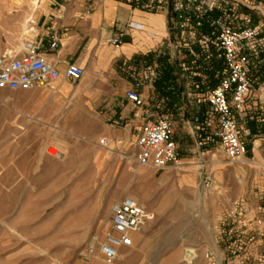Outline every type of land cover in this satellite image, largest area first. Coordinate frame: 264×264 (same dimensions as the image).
I'll return each mask as SVG.
<instances>
[{"label":"rangeland","instance_id":"obj_1","mask_svg":"<svg viewBox=\"0 0 264 264\" xmlns=\"http://www.w3.org/2000/svg\"><path fill=\"white\" fill-rule=\"evenodd\" d=\"M41 10L33 9L32 0H0V54L34 42ZM65 81L73 90L55 101L49 94L64 83L48 90L0 91V264H87L95 258L107 264L94 238L104 239L112 228L114 204L131 195L154 214L140 230L154 233V248L164 252L154 256V264L170 257L167 264H187L183 252L188 245L200 248L199 260L205 264H234L241 256L233 252L240 237L235 233L226 240L222 233L234 220L252 233L244 245L246 262L264 264L263 189L252 163L229 161L215 143L202 145L206 168L200 170L198 145L187 140L195 150L189 152L193 168L213 171L212 187H177L162 181L160 172L154 179L155 171L97 170L93 156L111 153L109 147L126 156L131 168L136 137L117 144L107 136V128L122 132L123 126L104 117L106 81L97 82L88 72L78 82ZM185 129L180 124L175 132L186 134ZM104 137L109 139L106 148L100 144ZM241 203L246 210L238 219L233 213Z\"/></svg>","mask_w":264,"mask_h":264},{"label":"built area","instance_id":"obj_2","mask_svg":"<svg viewBox=\"0 0 264 264\" xmlns=\"http://www.w3.org/2000/svg\"><path fill=\"white\" fill-rule=\"evenodd\" d=\"M119 1L150 12L164 11L168 16L167 36L151 52L153 69L147 78L154 88L163 79L168 65L175 66L174 78L166 81L161 91L164 101L175 100L173 108L154 113V120L148 119L142 125L135 141V163L158 171L170 166L180 168L175 111L191 107V117L187 119L182 114L183 123L191 129V135L199 145L217 143L229 161L252 163L251 167L262 175L264 161L257 158L259 147L255 140L264 138V0ZM127 26L142 28V24L135 21L128 22ZM124 34V31L120 32L109 39L108 44L120 46ZM150 36L156 38L157 35L151 32ZM60 44V38L54 34L47 47L42 42H31L23 50L1 53L0 91L48 89L62 76L74 83L80 81L86 73L85 67L67 62L61 70L58 61L48 59L44 50L57 52ZM125 94L136 106L144 104L137 90L128 89ZM108 143L107 137L100 139L102 146H108ZM202 153L200 170L206 168ZM262 180L264 187V176ZM213 184V171H205L203 186L210 188ZM259 204L264 208V188ZM241 205V209L233 213L238 219L246 210L243 203ZM153 218L154 214L131 196L117 201L112 210L111 230L102 241L99 237L94 238L105 262L115 263L120 249L133 244L132 233ZM235 222L237 220L230 222L233 226L229 229V224L226 225L222 233L226 240L237 233L241 243L233 252L241 256L234 258V264H248V247L244 245L251 241L252 233ZM93 252L94 245L89 255ZM206 257H210L209 252Z\"/></svg>","mask_w":264,"mask_h":264},{"label":"crops","instance_id":"obj_3","mask_svg":"<svg viewBox=\"0 0 264 264\" xmlns=\"http://www.w3.org/2000/svg\"><path fill=\"white\" fill-rule=\"evenodd\" d=\"M40 9L42 10L35 23L39 33L34 42H42L43 46L47 47L54 34L61 41L57 52L51 53L47 52V49L44 50L48 59L58 61L61 70L65 68L67 62H75L85 67L86 73H93L97 82H107L105 90L101 91L102 101L105 104L102 106L105 110L104 117L112 118L123 126L122 132L113 128L106 129L107 136L111 137L115 143L133 142L134 136L137 139L145 121L154 120V113L160 114L172 110L175 100L164 101L161 91L166 81L174 78L175 66L168 65L163 79L156 84L155 88L147 78L148 73L153 69L151 52L167 36L168 16L164 11L150 12L119 0H49ZM130 21L141 23L142 28H128L127 24ZM123 31L125 34L122 36L123 43L120 46L108 44L109 39ZM151 32L156 33V38L150 36ZM65 80L61 77L54 83L55 87L66 82ZM95 86V84L92 85L91 91L97 94L100 90ZM128 89H135L141 94L144 100L142 106H136L127 99L125 93ZM191 109V107H184L183 111H175V130L177 126L183 124L186 128L184 132L187 134L175 132V139L181 153L180 168L170 166L158 171L150 166H139L134 160V165L129 168L125 161L126 156L120 152H113V148L111 153L93 156V165L101 171H140V174L155 171L154 179L160 172L162 181L173 183L177 187L184 186L191 189L197 183L203 185L205 171L200 172L193 168L192 165L195 162L192 161L189 152H195V150L191 149L187 142L194 140L198 145L199 154L202 146L191 135V129L183 123L182 117V114H185L187 119L191 117L193 112ZM255 145L259 147L257 158L264 161V138H257ZM150 176L153 174L150 173ZM259 176L261 177L258 180L263 189V177ZM140 230L132 233L133 244L130 247L120 249L118 264H154V256H164L161 249L154 248V233L140 232ZM189 248L197 250L193 260L185 258ZM183 253V260L187 264H205L203 259L199 260L201 254L199 247L185 246ZM171 255H178V253ZM171 260V257L165 258L161 264L170 263ZM87 264L103 263L99 258H95Z\"/></svg>","mask_w":264,"mask_h":264},{"label":"bare ground","instance_id":"obj_4","mask_svg":"<svg viewBox=\"0 0 264 264\" xmlns=\"http://www.w3.org/2000/svg\"><path fill=\"white\" fill-rule=\"evenodd\" d=\"M44 4V0H32V7H33V9H38V8H40L42 5ZM30 18V17H29ZM30 20V19H29ZM28 20V21H29ZM64 83V85L63 86H61L60 87V89H58V90H56V91H52V93H50L49 94V97H48V99H50V100H56L58 97H60V96H62V95H66V94H68L69 93V91H72L73 90V88H72V86H70V85H68V84H66L65 82H63ZM48 89H50V88H48ZM47 89V90H48ZM43 91V90H42ZM75 92H76V90H75ZM109 144V143H108ZM104 147V146H103ZM105 147H107V146H105ZM112 148L111 147H109V150H111ZM58 151V150H57ZM59 155V151L57 152V156ZM215 156V155H214ZM216 161H218V160H215V162ZM243 163V162H242ZM243 164H249V163H243ZM198 166H199V164H198ZM214 191H217L218 192V195H222L223 194V191L222 190H218L217 188L216 189H214ZM131 197H133V198H135V196H133V195H131ZM212 202H214L215 201V199H212L211 200ZM187 251H189V252H191V255H190V257H188V256H186L185 255V258H186V260H191V259H194L195 257H196V255H197V250L196 249H193V248H189Z\"/></svg>","mask_w":264,"mask_h":264},{"label":"water","instance_id":"obj_5","mask_svg":"<svg viewBox=\"0 0 264 264\" xmlns=\"http://www.w3.org/2000/svg\"><path fill=\"white\" fill-rule=\"evenodd\" d=\"M191 252L187 251L186 256L190 257Z\"/></svg>","mask_w":264,"mask_h":264}]
</instances>
